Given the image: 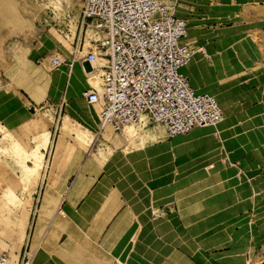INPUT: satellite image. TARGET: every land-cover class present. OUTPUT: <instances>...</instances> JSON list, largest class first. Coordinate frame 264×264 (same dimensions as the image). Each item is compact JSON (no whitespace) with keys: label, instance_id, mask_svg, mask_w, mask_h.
<instances>
[{"label":"crops","instance_id":"obj_1","mask_svg":"<svg viewBox=\"0 0 264 264\" xmlns=\"http://www.w3.org/2000/svg\"><path fill=\"white\" fill-rule=\"evenodd\" d=\"M178 2L179 0L176 7ZM219 2L221 5L224 2L235 4L238 9L257 5L260 7L258 10H264V0H219ZM176 7V15L184 18L183 15L177 13ZM246 10L250 12V9ZM181 12L183 13L182 7ZM189 22L186 21L189 43L204 47L209 58L199 53L194 56L210 62L211 56L206 46L202 42L197 43L193 40ZM72 45L73 43H71L70 58L73 54ZM63 53L61 56L67 60ZM101 61H97V64L101 65ZM75 64L78 73L77 77L72 80H66L58 67L57 69L41 67L45 66L43 62L41 66H36L34 69L29 66L16 65L9 70L5 69L6 73H4L7 84L4 85L1 94H4L2 97L7 95L8 102L5 109L7 107L12 110L13 104L19 107L21 114L16 115V118L19 117L21 123L26 121L25 126L28 130L27 115L32 114V111L37 113L45 107L55 108V110L64 107L65 113L68 103H72L71 112L76 125L81 128L85 127L94 136L96 135L95 147L90 148L91 151L92 149L94 152L98 151V153L95 152L97 158L94 160L90 159L92 155H89V151L85 153L84 146L74 140L73 134L62 131L58 127L53 129L51 126L53 122L48 126L51 139L48 150L51 149L52 156L47 178L43 182L36 219L28 232L27 243L29 249L34 251L29 264H113L114 259L125 264H132L131 256L143 245L154 252L155 258L150 264H214V261H217L215 264H240L246 255L250 262L251 252L257 247L253 242V235L258 232L257 229L264 227V196L256 194V185H264V159L261 155V151L264 152V144H261V142L264 143L262 103L255 102L249 107L252 110L258 107L257 111L248 113L247 108L244 113H233L232 111L228 113L227 108L231 106L229 97L233 96L228 92L229 101L225 109L223 102L194 80L187 67L189 63L187 64L183 72L191 88L196 92L214 96L223 110V118L227 116V122L231 125L225 132L223 143L216 145V147L221 146L211 153L204 151L206 147H209L204 143L171 153L172 163L166 171L169 180H164L163 184L166 186L174 176L179 178L185 171L193 170L200 174L201 179L214 180L212 185L220 187L219 189L227 186H240L247 191L243 196L236 197L229 194L218 195L219 203L213 205L215 209L212 217L204 218L203 212L192 215L178 196L177 199H168L154 206L156 211H160L166 205H172L168 211L163 210V213L154 217L150 212L145 211L142 214L137 211L134 204L135 199L131 198V191L121 188L120 183L109 177L106 172V163L100 160L101 152L113 145L115 149L112 148V151L120 153L123 150L121 148H126L127 142L110 145L108 140L105 148L102 145L98 149L97 146L100 142L103 143L105 130L108 129L119 136H124L125 130L119 134L110 127H104L101 132H97L100 106L97 103H87L84 92L91 88V84L86 79V75L80 71L83 64L80 61ZM67 65L65 61L61 66ZM95 73L99 77L100 70L97 68ZM220 84L213 89L226 90ZM260 84L264 85V81ZM242 121L246 123L247 128L244 130L251 139L248 145L250 144L252 148H246L247 145L241 142L242 137L239 133H243ZM138 128L159 132L158 139L145 142L146 146L157 145L162 141L174 147V138L183 136V141L188 142L192 139L194 131L200 127H194L183 135L171 138L166 137L158 125L146 124ZM219 138V135H216V139ZM193 144L197 143L193 142ZM135 145L136 148L129 150L130 152H135L138 148V138L135 139ZM130 162L143 171L140 175H148L149 179L153 180L154 167L151 164L148 167L145 163L137 165L136 160ZM209 163L213 166H209ZM92 169L97 170V173L88 172ZM71 177L74 178L70 183ZM239 180L240 183H238ZM149 185V188L154 187L150 188L153 198L163 196L159 189L160 186L151 184V181ZM46 191H48V196L45 197ZM233 201L243 203L237 205L239 209L235 210L236 214L231 212ZM56 214H65V216L55 218ZM164 215H171L172 223L168 224L167 229L160 231L156 222ZM241 233L248 234L247 241L240 240L238 235ZM144 236L147 242H141Z\"/></svg>","mask_w":264,"mask_h":264},{"label":"rangeland","instance_id":"obj_2","mask_svg":"<svg viewBox=\"0 0 264 264\" xmlns=\"http://www.w3.org/2000/svg\"><path fill=\"white\" fill-rule=\"evenodd\" d=\"M27 1L29 3L36 2L40 8L38 15L33 19L36 30L32 36L29 37L28 42H24L21 38L15 36L4 42L5 59H0V94L2 93L1 91H3L4 85L7 84V78L4 77V73H6L5 69L9 70L16 65L29 66L34 69L36 66H41L42 62L45 66L41 67L52 69L53 67L50 65L49 67L47 66L48 57L57 55L60 59H64L61 56L62 52H64L63 54L67 57V60L64 59V61H67L69 64L72 60L69 56L72 51L71 43H73L72 47L74 53L75 44L80 37L79 11L82 0H79V2L73 0L72 5L67 4L66 1L63 0L62 10L60 11L53 7L51 0ZM219 3V0H179L178 2V4H181L180 7L183 8V17L186 19L187 23L190 21L197 26V32L194 31L193 35H191L194 38L193 40L197 43L202 42L211 56L210 62L198 56L197 65H199V68L193 70L198 77L197 81L205 89H213L221 83V87L226 89H221L225 109L228 106L229 100L231 104V106L227 108L228 113H244L247 108L248 113L257 111L259 110L257 106L255 110L249 108L255 102H261V109H264V85L260 84L264 81V10H258L260 7L257 5L238 9L235 4H226V2H224V4L221 5ZM246 9H250V12ZM74 20L76 23V35L74 34L72 42H69L68 36H72L71 27ZM194 24H192V29H195L193 26ZM66 34L68 35L66 36ZM81 36H83V31ZM62 47L66 48V50ZM45 56L46 58H44ZM59 67L60 66H58V68ZM54 68L57 69L56 67ZM89 83L94 86L92 82L89 81ZM98 84L96 87H98ZM259 85H261V87H259ZM228 92L229 95L233 97H229ZM262 94L263 98L261 99ZM3 95L4 94L0 95V125L6 126L26 150H30L34 145L32 132L29 126L30 120L37 118L40 111L49 110L50 113H52L53 123L51 126L53 129H57L60 116L64 113V107L62 109L58 108L57 110H55V108L45 107L38 110L37 113H33L32 111V114L27 115L29 123L28 130L25 126L26 121L21 123L19 117L16 118V115L21 114L19 107L13 104L12 110L7 109V107L5 109L8 99L7 95L2 97ZM241 123V130L245 133L246 131L244 129L247 128L246 123L244 124V121ZM229 125H231V123L228 122L226 130ZM136 130L139 131L141 129L136 128ZM243 133H239L242 137L241 142L247 145L246 148L251 147L250 144L248 145V143H251L250 137L246 133V135ZM71 134L76 137L74 131ZM112 136L108 144H116L118 142L116 140H119L120 143L123 142V136L114 133H112ZM135 139L136 138L129 143L127 142L125 149L134 150L136 148ZM74 140L81 144L80 141L75 138ZM87 141V144H83L84 152L86 153L88 150L89 155L96 156L95 152L98 153V151L95 150L94 152L93 149L92 151L89 149L90 146H92V148L95 147V143L92 144L90 139H87ZM261 144L264 143L261 142ZM138 145L135 152H138L141 147L139 138ZM218 147H206L207 149L205 148L204 151H209L211 153ZM112 148H114L113 145L104 149L103 152H101L100 160L106 163L105 170L109 177L116 179L117 182L120 183L121 188L131 191V198L135 199V209L142 214L146 211L150 212L154 217L160 215L163 213V210L168 211L172 205H166L162 210L160 209V211H156L157 209H155L154 206L168 199H177L178 196L182 199V204L186 205L188 211L192 215L203 212V214H205L204 218L209 216L212 217L214 213L213 210L215 209L213 205L219 203L217 201L218 195L229 194L236 197L243 196L246 193L245 191H247L240 186H227L219 189L220 187L212 185L214 180L201 179V177L199 178L200 174L193 170L185 171L179 178L174 176L173 180L165 186V184H163L164 180H169V176L166 175L169 166L165 169L153 168V180H151L148 175H140L143 171L134 163L127 162L130 160L124 155V147L121 148L123 150L120 153H116L115 150L112 151ZM117 151H119V149H117ZM261 155L264 159V152L261 151ZM51 156L52 152L49 148L45 154L43 169L37 183L34 185L30 184L32 179L26 183V180L20 179L22 172L19 164L16 162L18 156L12 149L11 141L3 137V134L0 132V178L2 182L8 184L20 200V202L15 203L8 202L7 197L2 193L3 185L0 184V263L2 259H6L14 264H24L32 258L28 254H32L34 251L29 249L27 237L36 219V213L42 195L43 182L44 179L47 178ZM110 158L113 161H111ZM109 160L112 163H110ZM26 162L30 164L29 160H26ZM141 164L143 165V163H137V165ZM208 165L213 166L212 163ZM203 167H205V165ZM88 172L97 173V170L92 169ZM237 177L239 178V176ZM73 178L74 177H71L69 179L70 183ZM150 181L151 184H157V187L160 186L159 189L163 193L162 197L153 198L150 193V188L154 187L152 186L149 188ZM238 183H240V180ZM256 186V194L258 196H264V185L257 184ZM26 199L30 201V204L21 203ZM233 202L234 205L231 207V212L236 214L237 212H235V210L239 209L237 205L243 203L237 201ZM58 216H65V214H56L55 218H58ZM171 223L172 216L164 215L156 222V226L160 231H164V229H167L169 226L168 224ZM257 231L258 232L253 235V242L257 247L251 252L250 262L248 255H246V258H242L240 264H264V227L257 229ZM21 233L24 235V242L21 248L18 249L16 248V236ZM247 235V233H241L238 236L240 240L244 242L248 240ZM142 241L147 242L146 236L142 237L141 242ZM154 258V252L146 248V245H143L138 252L136 250V253H133L131 261L132 264H150L153 262ZM113 261V264H116L115 262H117V264H125L118 259H114ZM205 262L206 260L204 259V263ZM213 263L215 264L217 261Z\"/></svg>","mask_w":264,"mask_h":264},{"label":"built area","instance_id":"obj_3","mask_svg":"<svg viewBox=\"0 0 264 264\" xmlns=\"http://www.w3.org/2000/svg\"><path fill=\"white\" fill-rule=\"evenodd\" d=\"M177 1L82 0L73 56L87 68V80L100 70L98 87L84 92L87 103L100 106L98 133L154 124L171 138L222 120L215 97L192 89L183 72L196 53L209 57L204 47L189 43ZM64 63L57 55L48 59L53 68Z\"/></svg>","mask_w":264,"mask_h":264},{"label":"bare ground","instance_id":"obj_4","mask_svg":"<svg viewBox=\"0 0 264 264\" xmlns=\"http://www.w3.org/2000/svg\"><path fill=\"white\" fill-rule=\"evenodd\" d=\"M62 1L63 0H51V3L55 9L58 11L62 10ZM67 4L72 5L73 0H64ZM79 2V0H77ZM39 5L35 3H29L27 0H0V59H5L4 53V42L7 39L12 38L13 36L21 38L24 42H28L29 37L35 32L36 28L33 22L35 16L39 13ZM177 13L183 15L181 12L180 4L176 7ZM42 15V14H41ZM192 27L193 22H189ZM195 29H190V34L193 35L194 31L197 32L195 24L193 25ZM76 29L75 20L71 27V35L68 36L69 42H72ZM91 34L90 27L87 28L86 35ZM68 34H66L67 36ZM76 35V34H75ZM200 36V35H199ZM64 46V45H63ZM66 50V48L62 47ZM71 63L68 66H61L58 69L61 70L62 75L67 79H74L77 77V67L75 61L78 60L74 58L72 55ZM49 59V57H48ZM74 61V62H73ZM198 56H194L188 64V69L191 72L194 80L197 81L198 77L195 75L193 68H199L197 65ZM104 61H101L103 64ZM49 67V64H47ZM51 66V65H50ZM80 67V66H79ZM66 68V70H65ZM80 71L85 75L87 74L86 69L82 66L80 67ZM88 80L92 82L94 86H97L99 82L98 75L93 72L88 74ZM205 86V85H204ZM212 95H214L217 99L223 102L222 99V91L220 89H207ZM74 103V102H73ZM72 103H68L66 111L63 115L60 116V121L57 124V127L62 131H66L72 133L73 131L76 133L75 139L80 141L81 145L87 144V139L91 140V143L95 142V136L89 132L85 127L81 128L76 125L72 117L71 106ZM223 105L225 106L224 102ZM76 109V108H75ZM75 112V111H73ZM227 116L222 118V120L213 126H203L202 128H197L194 131V135H192V139L188 142L183 141L182 137L179 136L174 138V147L168 145V142H162L157 145H149L146 146V141H156L159 137V132H152L148 130H139L137 131L135 127H127L125 129V134L123 136V141L131 142L134 138H139L141 147L138 152H130L128 149L123 150L124 155L130 161H135L136 163H145L154 168L165 169L171 165L173 156L171 153L174 151H180L182 149L188 148L189 146H196L198 144L204 143V145H208L209 147H216V145L223 143V139L226 132L227 127ZM53 122V115L49 110L40 111L39 116L33 120H30V130L32 132L33 139V147L30 150H26L22 144L15 138V136L6 128V126L0 125V132L3 134V137H6L9 141H11L12 149L18 156L16 158V162L19 164V167L22 172V176L20 179L26 180V183L32 179L30 184H36L38 178L41 175V171L43 169L44 161H45V152L48 150V146L50 144V131L48 126ZM79 124V123H78ZM193 133V132H192ZM183 135V134H182ZM216 135H219V139H216ZM112 136V132L108 129L103 133V143H99L97 148L103 145V148L106 147L107 141L110 140ZM113 137V136H112ZM216 139V140H214ZM118 143L120 144L119 140ZM196 142L197 144H193ZM90 143V144H91ZM91 146L89 147V149ZM207 149V148H206ZM3 151V149H2ZM168 155L170 157H168ZM112 157V156H111ZM95 155H92L90 159H96ZM122 158V157H121ZM111 159V158H110ZM29 160L30 164L26 162ZM97 161V160H96ZM110 161V160H109ZM111 161H113L111 159ZM110 161V163H112ZM119 161V160H118ZM129 161V162H130ZM52 171V170H51ZM158 177V176H157ZM50 178V177H49ZM157 180V179H156ZM21 181V180H20ZM19 181V182H20ZM52 182V181H51ZM53 183V182H52ZM0 184L3 185L2 193L7 197L8 202H20L18 196L14 193V191L6 184L2 182L0 178ZM25 185V184H24ZM23 185V186H24ZM28 186V184H27ZM26 186V188H27ZM22 188V186H21ZM48 196V191L45 193V197ZM22 201V200H21ZM22 204H30L28 199L21 202ZM163 222V221H162ZM162 224V223H161ZM24 242V235L17 234L16 236V248L20 249ZM32 256V254H28ZM0 264H14L6 259H2Z\"/></svg>","mask_w":264,"mask_h":264}]
</instances>
